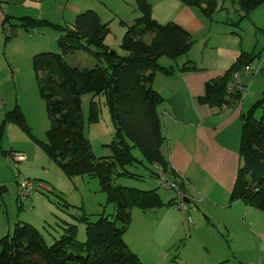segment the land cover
Listing matches in <instances>:
<instances>
[{"label":"trees","instance_id":"16d2710c","mask_svg":"<svg viewBox=\"0 0 264 264\" xmlns=\"http://www.w3.org/2000/svg\"><path fill=\"white\" fill-rule=\"evenodd\" d=\"M135 1L141 15L132 24H127L120 44L124 54L105 42L111 31L110 22L102 21L94 9L77 14L75 21L66 25L32 16L7 15L4 18L5 41L15 38L20 28L35 31L50 26L64 30L58 38L59 52H42L33 56L40 94L53 120L47 131L48 140L42 142L43 148L68 177L88 175L98 178L101 190L107 194L108 202L114 204L115 210L109 215L98 213L94 219L93 214L81 206L80 213L73 216L85 225L84 241L78 239V225L73 222H67L63 226L64 232L52 243L36 225L18 222L12 234L0 238V264H145L125 240L132 221L130 208L137 206L150 210L173 206L176 197L166 201L159 185L143 190L116 184L115 179L120 176L142 177L128 168L137 161L152 169L157 182L156 165L184 188L183 181L178 179L162 151L166 135L159 106L165 98L154 88L153 81L158 71L169 74L174 70L173 66L160 63L162 56L177 59L186 55L195 41L190 31L177 22H159L153 16L150 0ZM179 1L199 8L210 18L221 9L218 0ZM236 1L235 11L239 18L232 24L237 26L243 19L251 18L254 10L264 3V0ZM79 49L94 57L93 66H74L65 60L66 54ZM260 55V52L241 53L224 75L206 82L205 94L199 100L212 108L238 105L243 94L238 91L228 97V83L235 71L254 62ZM180 69L200 70L192 60H187ZM86 93L93 94L87 121L100 120L96 96L103 95L115 127L112 141L106 144L111 153L105 156L93 152L85 132L82 96ZM259 107L264 108V95L242 116L241 162L229 201L242 200L264 210V117L256 116ZM11 122L34 136L18 103L5 112L0 136ZM134 148L141 151L142 158L134 154ZM3 152L12 154L13 150ZM44 193L49 197L47 192ZM52 201L62 209L69 204L66 199L64 204L55 199Z\"/></svg>","mask_w":264,"mask_h":264},{"label":"crops","instance_id":"0c3cea01","mask_svg":"<svg viewBox=\"0 0 264 264\" xmlns=\"http://www.w3.org/2000/svg\"><path fill=\"white\" fill-rule=\"evenodd\" d=\"M103 1L106 0H0V50L5 53L12 40L5 41L2 29L7 15L32 16L66 25L73 23L77 14L94 9L104 20L103 15L108 9ZM232 1L238 5L236 0ZM151 2L154 15L157 13L155 17L177 22L190 31L195 41L184 58L180 57L182 60L177 58L167 62L163 61L166 59L162 56L160 63L163 66H173L174 70L169 74L158 71L153 81L154 88L165 98L159 106L166 135L162 151L178 174V179L183 181L184 188H180L182 193L174 191L176 203L173 206H162L149 211L135 209L132 213L144 217L145 225L138 234L131 233L129 238L125 236L126 243L145 264H259L264 260V210L242 200L230 202L229 199L241 162L239 151L242 116L254 102L263 97L264 82L256 83L255 80L252 88L248 85V76L253 75L244 73L243 98L238 105L212 108L199 100L205 94L207 81L224 75L242 49L249 52L251 50L244 49V44L224 48V38L237 34L228 15L221 18L226 20H213L199 8L179 0ZM218 5L221 8L219 10L226 11L224 14L231 10L226 5V0H218ZM118 7L122 8L120 5ZM123 13L124 19L130 22L138 16L129 15L127 11ZM246 20L253 23L264 36V3ZM29 32L33 31L20 28L13 39H18L19 36L27 39V36H32L31 40L36 39L34 32ZM50 40L53 42L54 39ZM109 45L113 47L112 44ZM262 47L263 55L256 62L263 70L264 37ZM254 51L253 49L252 52ZM189 59L200 70L181 71V66ZM3 70L0 65V74ZM17 151L20 150L13 152ZM181 201L187 203L186 211L178 207ZM33 202L35 203V197ZM73 204L80 208L83 202ZM186 216L192 221L194 219V225L203 216L208 222L213 221L212 224L223 229L238 247L231 244L227 248H214L202 256L193 244V239H197L200 245L204 241H212L188 226ZM249 242L252 247L245 248L244 245Z\"/></svg>","mask_w":264,"mask_h":264},{"label":"rangeland","instance_id":"374dc122","mask_svg":"<svg viewBox=\"0 0 264 264\" xmlns=\"http://www.w3.org/2000/svg\"><path fill=\"white\" fill-rule=\"evenodd\" d=\"M103 4L106 5L108 10L103 15L104 20L101 19L104 22H110L111 28L105 42L112 44L118 53L124 54L125 51L120 47V44L127 29V24H132L141 15V11L135 0H106L103 1ZM118 5L122 8H119ZM226 5L231 7L230 12L227 11V14H224L226 11L218 10L214 13L213 20H226L221 18L228 15L232 24L239 18V14L235 11L237 5L232 0H226ZM125 11L129 15L138 14V16L130 22L124 19L125 13L123 12ZM155 15L153 13L154 17ZM155 18L161 23L168 22L167 19ZM234 26L233 29L237 34L233 33L234 37L224 38L226 45L223 46L225 49L244 44V49L251 50V53L253 49L255 54L262 52L264 36L253 23L250 24L248 20L243 19L239 26ZM33 32H29V34L33 33L36 39L31 40L30 37L32 36H27L28 39L19 36L18 39H12L8 43L5 53L0 50L1 70L4 68L0 74V125L5 112L18 103L22 107L27 123L34 135L32 136L22 127L11 122L8 124L3 136H0V184L5 185L7 188V190L0 192V238L8 233L12 234L16 223L30 222L43 232L49 243H52L55 238H58L64 232L63 226H66L67 222H73L78 225V239L84 241L86 239L85 225L73 216V214L80 213L81 209L75 207L73 202H83L82 206L86 204V211L92 213L94 219L98 217V213L103 211L106 215L112 214L115 208L113 203L108 202L107 194L101 190L98 178L89 177L88 175L68 177L43 148L42 142L48 140L47 131L51 128L53 120L49 116L45 101L40 94L38 79L33 67V56L42 52H59L58 38L64 33V30L47 26ZM227 33L229 34V31ZM51 38L54 39L53 42H51ZM40 39H43V41H40ZM146 39L149 40V36ZM221 39L223 38L221 37ZM243 52L249 51L242 49L241 53ZM262 55L263 52L260 56ZM163 57L166 59L163 61H172L168 56ZM180 57L184 58V55L178 57L182 60L183 58ZM64 58L70 65L74 66H93L95 64L94 57L81 49L66 54ZM256 61L258 60L252 63L253 67H258L259 63ZM263 70L256 77L248 76L249 86L253 88L255 80L256 83L264 82V78L261 80L264 77ZM92 97V93H86L82 96L85 132L91 141L93 152L97 156H105L111 153L110 147L106 144L112 141L115 127L108 107L104 103L103 95L96 96L100 106V120L93 123L87 121ZM255 114L257 117H264V108L259 107ZM9 149L22 151L21 154L25 155V160L19 161L14 155L3 152V150ZM133 152L137 157H143L138 148H134ZM18 154L16 153V155ZM128 168L143 176H120L115 179L116 184L137 187L143 190L159 185L163 198L169 199L175 196L173 190L157 183L151 168L137 161L129 165ZM20 176L26 177L34 184L33 194L25 199L19 197L18 194V178ZM169 180L177 183L172 177ZM44 191L49 194V197ZM34 197L35 203L33 202ZM52 199L61 204L66 203V199L69 204L62 209ZM135 209L141 208L132 206L130 211L133 212ZM132 216L131 228L125 235L127 238L130 237L131 233L138 234L141 227L145 225L144 217H139L135 213H132ZM193 221L186 216L188 226L196 229V232L202 237L212 241L211 243L204 241L200 245L197 239H193V244L202 256L214 248H227L231 244L238 247V244L232 242L223 229H220L216 224H212L213 221L208 222L204 216L198 218L195 225ZM244 247L251 248L252 244L249 242Z\"/></svg>","mask_w":264,"mask_h":264},{"label":"built area","instance_id":"2783aa9c","mask_svg":"<svg viewBox=\"0 0 264 264\" xmlns=\"http://www.w3.org/2000/svg\"><path fill=\"white\" fill-rule=\"evenodd\" d=\"M253 63V62H252ZM252 63L246 64L245 67L241 70H237L233 73L232 78L230 79L228 86H227V96L230 97L231 95L235 94L236 92H242L244 89V84L242 81V76L244 73L246 74H252L253 76H256L259 74L262 70L261 65L258 67H253ZM16 153H19L16 155ZM14 156L17 158L19 161L25 160V155L21 154V152H16ZM156 168L158 169V184L161 186L173 190V191H179L181 192V189L178 185V183H175L171 180H169V176L167 173L162 171V168L160 166L156 165ZM34 191V184L32 183L31 180L27 179L24 176H20L18 178V194L19 197L22 199H25L33 194ZM182 193V192H181ZM179 208L182 210L186 211L187 208V203L185 201H181L178 205ZM259 264H264V260L261 261Z\"/></svg>","mask_w":264,"mask_h":264},{"label":"water","instance_id":"95a60500","mask_svg":"<svg viewBox=\"0 0 264 264\" xmlns=\"http://www.w3.org/2000/svg\"><path fill=\"white\" fill-rule=\"evenodd\" d=\"M7 190V188L5 187V185L0 184V192Z\"/></svg>","mask_w":264,"mask_h":264}]
</instances>
